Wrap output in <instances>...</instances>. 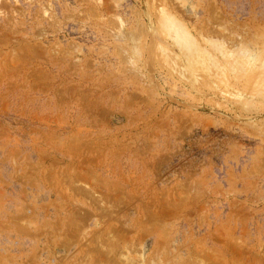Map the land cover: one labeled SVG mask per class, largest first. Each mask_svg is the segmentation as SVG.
I'll return each mask as SVG.
<instances>
[{"label": "rangeland", "instance_id": "374dc122", "mask_svg": "<svg viewBox=\"0 0 264 264\" xmlns=\"http://www.w3.org/2000/svg\"><path fill=\"white\" fill-rule=\"evenodd\" d=\"M0 2V61L9 67L18 59L11 70L0 64V78L7 76L0 79V102L6 100L0 103V138L28 143L0 139V160L15 170L0 176V264H264V0ZM165 15L204 48L202 63L188 64L164 28ZM63 63L79 75L62 71ZM78 65L90 78L80 76ZM60 81L66 87L57 86ZM68 84L76 85L70 91ZM87 86H93L91 95ZM79 94L90 96L84 102L92 109L107 111L99 118L89 106V113ZM93 99H102V107ZM15 102L23 108L27 102L24 111ZM55 110L69 112L57 119ZM47 112H53L49 119ZM76 121L86 126L80 134L87 139L79 137ZM59 130L71 132L72 141ZM49 135L61 141L60 149L52 140L58 149L47 148ZM24 167L40 169V176L18 174Z\"/></svg>", "mask_w": 264, "mask_h": 264}, {"label": "bare ground", "instance_id": "6f19581e", "mask_svg": "<svg viewBox=\"0 0 264 264\" xmlns=\"http://www.w3.org/2000/svg\"><path fill=\"white\" fill-rule=\"evenodd\" d=\"M5 2H6V1H5ZM0 3H1V2H0ZM3 3H4V2H2L1 5H2ZM6 4H7V3H6ZM4 5H5V4H4ZM175 10H176V8H175ZM177 11H179V10H177ZM177 11H176V13H177ZM181 11H184L183 8H181ZM63 13H64V12H63ZM177 14H179V13H177ZM182 14H183V12H182ZM184 14H185V13H184ZM70 15H71V14H70ZM146 15H147V13H146ZM66 16H67V15H66ZM66 16H64V17L66 18ZM68 16H69V14H68ZM180 16H181V14H180ZM184 16H185V15H184ZM69 17H70V16H69ZM69 17H68V18H69ZM181 17H182V16H181ZM68 18H67V19H68ZM71 18H72V17H71ZM185 19H186V18H185ZM65 21H66V20H65ZM67 21H68V20H67ZM4 23H5V22H4ZM184 23H185V22H184ZM7 24H8V23H7ZM9 24H10V22H9ZM5 25H6V24H5ZM17 25H18V24H17ZM17 25H16V26H17ZM163 25H164V28L168 31V33H169L170 36L172 37V40H173V41L179 46V48L182 50V52H183V57L187 60L188 64L202 63V62L204 61V59H205V57H206V56L204 55V52H203L204 48H203L201 45H199L200 43H198V42H197V41L191 36V34L187 31V29H186L183 25H181L179 22L175 21L174 19L170 18V17L167 16V15H165V17H163ZM198 25H200V23H199ZM14 26H15V25H14ZM16 26H15V27H16ZM185 26H186V25H185ZM0 27H1V26H0ZM3 27H4V26H3ZM9 27H10V26H9ZM50 27H52V26H50ZM120 27H121V26H120ZM134 27H135V26H134ZM134 27H133V28H134ZM138 27H140V26L138 25ZM138 27H137V28H138ZM141 27H142V26H141ZM145 27H146V26H144V28H145ZM198 27H199V26H198ZM131 28H132V27H131ZM137 28L135 29L136 31H138V32L141 31V32H142V29L139 31V30H138L139 28H138V29H137ZM1 29H2V28H1ZM48 29H49V28H48ZM51 29H52V28H51ZM120 29H121V28H120ZM200 29H201V28H200ZM202 29H203V27H202ZM59 30H60V29H59ZM129 30H131V29L129 28ZM7 31H8V30H7ZM29 31H30V30H29ZM143 31H145V30L143 29ZM2 32H3V30H2ZM129 32H130V31H129ZM131 32H132V31H131ZM138 32H137V35L142 34V33L138 34ZM27 33H28V32H27ZM34 33H35V32H34ZM133 33H134V32H133ZM4 34H5V32H4ZM4 34H3V37H4ZM9 34H10V33H9ZM19 34H20V33H19ZM23 34H24V33H23ZM36 34H37V32H36ZM135 34H136V33H135ZM202 34H203V31H202ZM0 35H1V34H0ZM24 35H25V34H24ZM31 35H32V34H31ZM31 35H30V36H31ZM137 35H136V37H137ZM22 36H23V35H22ZM27 36H28V35H27ZM60 36H61V35H60ZM196 36H197V35H196ZM5 37H6V36H5ZM5 37H4L3 39H5ZM23 37H24V36H23ZM72 37H73V36H72ZM133 37H134V36H133ZM35 38H36V37H35ZM5 40H6V39H5ZM9 40H10V39H9ZM22 40H23V38H22ZM0 41L2 42V39H1ZM3 41H4V40H3ZM54 41H55V40H54ZM24 42H25V41H24ZM55 42H56V41H55ZM60 42H61V40H60ZM3 43H4V42H3ZM3 43H2V44H3ZM6 43H7V42H6ZM9 43H10V42H9ZM28 43H29V42H28ZM57 43L59 44V42H57ZM34 44H35V43H34ZM34 44H33V45H34ZM41 44H42V43H41ZM50 44H51V43H50ZM58 44H57V46H58ZM64 44H65V42H64ZM59 45H60V44H59ZM65 45H66V44H65ZM163 45H164V44H163ZM15 46H16V45H15ZM20 46H21V45H20ZM20 46H18V48H19ZM42 46H43V45H42ZM44 46H45V45H44ZM47 46H48V45H47ZM50 46H51V45H50ZM54 46H55V45H54ZM60 46H61V45H60ZM166 46H167V45H166ZM16 47H17V46H16ZM27 47H28V46H25V49L31 50V48H32L33 46H32L31 48H30V45H29L28 48H27ZM36 47H37V46H36ZM36 47H35V48H36ZM164 47H165V46H164ZM39 48L41 49V45H40V44H39ZM49 48H50V47H49ZM49 48L47 47V50H48ZM52 48H53V47H52ZM52 48H51V50H50L51 52H52ZM56 48H57V50H58V47H56ZM68 48H69V47L67 46L66 49H68ZM168 48H169V47H168ZM168 48H167V49H168ZM206 48H207V47H206ZM54 49H55V48H54ZM54 49H53L52 54L49 52V54H51L52 56H54L53 54H55V53H54V51H55ZM89 49H90V48H89ZM170 49H171V48H170ZM9 50H10V49H9ZM11 50H12V49H11ZM18 50H19V49H18ZM21 50H22V47H21ZM36 50H37V49H35V52H36ZM43 50H44V48H43ZM43 50L41 51V53H43V54H44V57H45V56H47L48 53L46 52V54H45V52H43ZM62 50H63V48H62ZM68 50H69V49H68ZM68 50H67V52H68ZM25 51H26V50H25ZM25 51H22V52H25ZM32 51H33V49H32ZM44 51H46V50H44ZM0 52H1V51H0ZM11 52H12V55H13L14 52H13V51H11ZM27 52H28V51H27ZM39 52H40V51H39ZM39 52H38V53H39ZM63 52L66 53L65 51H63ZM63 52L60 50V53H62V54H60V57H63L62 59L66 58V57H64V55H63L64 53H63ZM89 52H90V51H89ZM175 52H176V51H174V53H175ZM16 53H17V52H16ZM20 53H21V52H20ZM248 53H249V52H248ZM8 54H9V53H8ZM8 54H7V55H8ZM33 54H34V53H33ZM43 54H41V56H40V53H39V56L41 57V59H42V55H43ZM49 54H48V55H49ZM57 54H58V53H56V56H57ZM177 54H178V53H177ZM246 54H247V53H246ZM0 55H1V54H0ZM2 55H3V54H2ZM2 55H1V56H2ZM23 55H26V53L23 54ZM23 55H22V56H23ZM36 55H38V54H36ZM62 55H63V56H62ZM118 55H120V54H118ZM247 55H248V54H247ZM10 56H11V54L9 55V58H8V59H13V57L11 58ZM28 56H29V55H28ZM31 56H32V55H31ZM31 56H29V57L31 58ZM39 56H38V57L36 56L38 61L41 60ZM52 56H48V57H51L52 60L54 61V59H53ZM67 56H68V55H67ZM120 56H122V55H120ZM172 56H173V55H172ZM2 57H3V56H2ZM23 57H24V56H23ZM23 57H22V58H23ZM32 57H33V58H31V60L34 59L35 56H32ZM58 57H59V56H57V57L54 56V58H58ZM118 57H119V56H118ZM124 57H125V56H124ZM124 57H122V59H125ZM177 57H178V55H177ZM25 58H26V57H25ZM45 58L47 59V57H45ZM51 58H50V59H51ZM67 58H68V57H67ZM171 58H172V57H171ZM8 59H7V61H8ZM28 59H29V58H28ZM46 59L44 60V58H43V60H41V62H42V61L47 62ZM50 59H49V60L47 59V60L50 61ZM119 59H120V57H119ZM177 59H179V58H177ZM4 60H5V59H4ZM35 60H36V58L34 59V61H35ZM55 60H56V59H55ZM59 60H61V58L58 59V61H59ZM258 60H259V59H258ZM15 61L18 62L17 56H16V60H14L13 62H15ZM27 61H28V60H27ZM27 61H26V62H27ZM61 61L63 62V60H61ZM61 61H60V62H61ZM125 61H126V60H125ZM256 61H257V59H256ZM9 62H11V61H10V60L8 61V65H9V67H10V64H12L13 62L10 63V64H9ZM29 62H30V61H29ZM35 62H36V61H35ZM62 62H61V63H62ZM147 62H148V61H147ZM147 62H146V63H147ZM1 63L4 64L3 67H4V69L6 70V67H8L7 64H5L6 61H5V63H3V61H2V62L0 61V64H1ZM21 63H22V62H21ZM42 63H43V62H42ZM54 63H55V62H54ZM56 63H57V62H56ZM56 63H55V64H56ZM66 63H69V62H67V60H66ZM70 63H71V62H70ZM75 63H76V62H75ZM80 63H81V62H80ZM80 63H79V64H80ZM149 63H150V62H149ZM158 63H160L159 60H158ZM256 63L258 64L259 61L256 62ZM26 64H27V63H26ZM33 64H34V63H33ZM33 64H30V63H29V65L27 64V66H31V65H33ZM44 64H45V63H44ZM46 64H47V63H46ZM51 64H53L52 61H51V63H49V65H51ZM58 64H59V63H58ZM63 64H64V63H63ZM73 64H74V63H73ZM77 64H78V63H77ZM177 64H178V62H177ZM226 64H227V63H226ZM253 64H254V63H253ZM261 64H262V63H261ZM5 65H6V66H5ZM12 65H13V64H12ZM19 65H20V64H19ZM37 65H38V63H37ZM80 65H81V67H82V64H80ZM80 65H78V66H79V69H80V71H81V73H82L80 76H82V75L84 74V72L81 70ZM150 65H151V64H150ZM159 65L162 66L161 63H160V64H158V68H160ZM255 65H256V64H255ZM1 66H2V65H1ZM17 66H18V65H17ZM24 66H25V65H24ZM51 66H53V65H51ZM55 66H56V65H55ZM59 66H60V64H59ZM61 66H62V64H61ZM64 66H65V64H64ZM75 66H76V65H75ZM184 66H185V65H184ZM9 67H8V70H11L10 68H12L13 66H11L10 68H9ZM22 67H23V65H22ZM25 67H26V66H25ZM32 67H33V66H32ZM32 67H31V69H33ZM53 67H54V66H53ZM53 67H52V68H53ZM72 67H73V66H71V68H72ZM148 67H149V66H148ZM162 67H163V66H162ZM178 67H179V65H178ZM178 67H177V69H178ZM39 68H40V66H39ZM45 68H46V65H45ZM64 68H66V69H62V68H61V70H62V71L66 70V72H67V68H68L69 72L71 71V72L73 73L74 71H76L77 76H78L79 73H80V72L77 70L78 68L76 69V68L74 67V68L71 69V68H69V65H68V67L65 66ZM83 68H84V67H82V69H83ZM116 68H117V67H116ZM120 68L122 69V66H121ZM251 68H252V67H251ZM258 68H259V65H258ZM258 68H257L256 70H258ZM13 69H14V68H13ZM35 69L39 72V73H38V72L36 71V72L40 75V73H41V72L39 71L40 69H38L37 66H36ZM58 69H59V68L57 67V68H56V71H58ZM75 69H76V70H75ZM161 69H162V68H161ZM164 69H165V71L168 70V69H166V68H164ZM175 69H176V68H175ZM0 70H1V69H0ZM2 70H3V69H2ZM17 70H18V69H17ZM29 70H30V68H29ZM33 70H34V69H33ZM42 70H44V69H42ZM42 70H41V71H42ZM45 70H46V69H45ZM61 70H60V71H61ZM72 70H73V71H72ZM118 70H119V69H116L117 72H119ZM194 70H195V69H194ZM253 70H254V69H253ZM22 71H23V70H22ZM52 71H53V70H52ZM56 71H55V72H56ZM62 71H61V72H62ZM77 71H78L79 73H78ZM84 71H85V68H84ZM114 71H115V70H114ZM169 71H170V70H169ZM169 71H168V73H169ZM171 71H172V69H171ZM217 71H218V70H217ZM2 72H3V71H2ZM20 72H21V71H20ZM25 72L28 73V71H25ZM25 72H24V74H25ZM32 72H34V71H31V72H29V74H28L29 79H30V75H31ZM42 72H44V71H42ZM55 72H54V73H55ZM66 72H64V73H66ZM69 72H67V73H69ZM125 72H126V70H125ZM146 72H147V71H146ZM176 72H177V71H176ZM193 72H194V71H193ZM197 72H198V71H197ZM197 72H196V73H197ZM258 72H259V71H258ZM4 73H5V71H4ZM6 73H7V71H6ZM46 73H47V72H46ZM46 73H45V74H46ZM48 73H49V72H48ZM51 73H52V72H51ZM54 73H52V74L54 75ZM59 73H60V72H59ZM67 73H66V74H67ZM76 73H74L75 76H76ZM89 73H90L89 71L86 72V74H88V77L90 78L91 75H89ZM179 73H181V72H179ZM188 73H190V71H189ZM259 73H260V72H259ZM16 74H19V73L16 72V73H15V77L18 76V75H16ZM21 74H22V73H21ZM42 74H43V73H42ZM42 74H41V75H42ZM74 74H70V75H74ZM86 74H84V75H86ZM114 74H115V73H114ZM114 74H113V76H114ZM121 74H122V72H121ZM193 74H194V73H193ZM197 74H198V73H197ZM199 74H200V73H199ZM226 74H227V73H226ZM262 74H263V72H262ZM0 75H2V74H0ZM9 75H10V74H9ZM13 75H14V74H13ZM39 75H38V76H39ZM56 75H57V74L55 73V76H56ZM68 75H69V74H68ZM84 75H83V77H84ZM118 75L120 76V73H119V74L117 73V76H115V77L117 78ZM127 75H128V74H127ZM168 75H169V74H168ZM180 75L183 76L184 78L187 77V74H186V73H183V74L181 73ZM195 75H196V74H195ZM202 75H203V74H202ZM251 75L253 76V74H251ZM255 75H256V73H255ZM11 76H12V75H11ZM11 76H9V78H11ZM21 76H22V75H21ZM25 76H27V75H25ZM25 76L23 75L24 79H25ZM28 76H27V77H28ZM36 76H37V75H36ZM36 76L33 77V78H35V80H36V78H37V81H38V80H41V79H38V76H37V77H36ZM42 76L44 77L45 75H42ZM42 76H40V78H41ZM50 76H51V74H50ZM55 76H54V77H55ZM57 76H58V75H57ZM60 76H61V75H60ZM128 76H129V75H128ZM130 76H131V75H130ZM169 76H170V75H169ZM6 77H7V76L5 75V78H6ZM12 77H14V76H12ZM27 77H26V78H27ZM31 77H32V76H31ZM43 77H42V78H43ZM47 77H49V76H47ZM54 77H52V78H54ZM72 77H73V76H72ZM72 77H71V79H72ZM83 77H82V78H83ZM85 77H87V76H85ZM85 77H84V78H85ZM176 77H177V75H176ZM2 78H4V77H2ZM2 78H0V79L2 80ZM5 78H4V79H5ZM33 78H31V79H33ZM52 78H51L50 80H52ZM66 78H68V77H66ZM82 78H81V79H82ZM89 78H87V79H89ZM110 78H111V77H110ZM120 78H121V77H120ZM128 78H129V77H128ZM190 78H191V76H190ZM195 78H196V77H195ZM7 79H8V78H7ZM12 79H13V78H12ZM16 79H17V78H16ZM20 79H21V78H20ZM24 79H23V82H26V81H25L26 79H25V80H24ZM71 79H70V78H69V79H66V81H68V80L71 81ZM111 79H113V77H112ZM117 79H118V78H117ZM1 80H0V81H1ZM46 80H49V78H45V79H43L44 82H45ZM62 80H63V76H62ZM64 80H65V78H64ZM73 80H74V79H73ZM73 80H72V81H73ZM77 80H78V79H77ZM85 80H86V78H85ZM120 80H121V79H120ZM120 80H118V81H120ZM131 80H132V79H131ZM147 80H148V79H147ZM154 80H155V79H154ZM177 80H178V78H177ZM20 81H21V80H20ZM20 81H18V82H20ZM27 81H28V79H27ZM31 81H32V80H31ZM66 81H65V82H66ZM72 81H71L70 83H73V82H74V81H73V82H72ZM81 81H82V80H81ZM83 81H84V79H83ZM106 81H108V79H107ZM183 81H184V80H183ZM189 81H191V80L189 79ZM262 81H263V80H262ZM1 82H2V81H1ZM33 82H34V81H33ZM38 82H39V81H38ZM54 82H55V81H54ZM65 82H62V83H64V84L66 85L67 83H65ZM109 82H110V81H109ZM111 82H112V81H111ZM114 82H116V79H115ZM151 82H152V81H151ZM157 82H158V81H157ZM192 82H193V81H192ZM221 82H222V81H221ZM5 83H6V81H5ZM5 83H4V84H5ZM14 83H15V82H14ZM14 83L12 82V84H14ZM34 83H35V82H34ZM36 83H37V82H36ZM49 83H50V82H49ZM51 83H52V82H51ZM56 83H57V82H56ZM59 83H60V84H59ZM68 83H69V82H68ZM74 83L79 84V82H76V81H75ZM152 83H153V82H152ZM179 83H180V82H179ZM185 83H186V81H185ZM7 84H8V82H7ZM10 84H11V82H10ZM19 84L22 86V82L19 83ZM19 84H16L15 86L18 87ZM31 84H32V83H30V85H31ZM38 84L40 85V82H39ZM44 84H45V86H43L42 88H43V89L45 88L44 90H46V85H50V84H48V82H47V84H46V83H44ZM44 84H43V85H44ZM64 84L61 85V81H60V82H58V85H57V86L60 85V86L64 87V86H65ZM84 84H85V83H84ZM103 84H104V83H103ZM154 84H155V83H154ZM154 84H153V86H154ZM158 84H159V82H158ZM23 85H24V84H23ZM26 85H27V84H26ZM30 85H29V86H30ZM41 85H42V82H41ZM51 85H52V84H51ZM51 85H50V86H51ZM55 85H56V84H55ZM55 85H54V86H55ZM75 85H76V84H72V85L70 84L71 89H72V87L75 86ZM82 85H83V84H82ZM98 85H101V84H98V83H97V86H98ZM155 85H156V84H155ZM181 85H182V84H181ZM187 85H188V84H187ZM189 85H190V82H189ZM189 85H188V86H189ZM191 85H192V84H191ZM6 86H7V85H6ZM10 86H11V85H10ZM12 86H13V85H12ZM29 86H28V87H29ZM34 86H36V84H35ZM34 86H33V88H34ZM68 86H69V84H68ZM70 86L67 87V88L69 89ZM77 86H78V85H77ZM84 86H85V85H84ZM151 86H152V84H151ZM182 86H183V85H182ZM4 87H5V86H4ZM23 87H24V86H22V88H23ZM28 87H27V88H28ZM40 87H41V86H40ZM48 87H49V86H47V89H48ZM55 87H56V86H55ZM55 87H54V88H55ZM65 87H66V86H65ZM78 87H80V86H78ZM82 87H83V86H82ZM91 87H93V86H91ZM91 87H88V86H87L86 91H85V89H84V91H85V92H87L88 90L90 91V88H91ZM158 87H159V86H158ZM158 87H156V88L158 89ZM22 88H21V89H22ZM50 88H51V87H50ZM67 88H66V89L64 88V90H67V91L70 90V91H71V89L68 90ZM74 88H75V87H74ZM76 88H77V87H76ZM88 88H89V89H88ZM150 88H152V87H150ZM150 88H149V89H150ZM159 88H160V87H159ZM189 88H192V87H189ZM1 89H2V88H1ZM7 89H8V88H7ZM9 89H10V87H9ZM29 89H30V88H29ZM35 89L38 90V87L35 88ZM35 89H32V90L35 91ZM39 89H40V88H39ZM56 89H57V92H58V91H59V90H58V87H57ZM56 89H55V90H56ZM60 89H61V88H60ZM82 89H83V88H82ZM91 89H92V88H91ZM93 89H94V88H93ZM160 89H161V88H160ZM10 90H12V89H10ZM24 90H25V89H24ZM32 90H31V91H32ZM64 90H62V92H63ZM73 90H74V89H73ZM75 90H76V89H75ZM2 91H3V90H2ZM13 91H14V90H13ZM18 91H19V90H18ZM22 91H23V90H22ZM22 91H21V92H22ZM41 91H42V90H40L39 92H41ZM52 91H54V90L52 89ZM60 91H61V90H60ZM60 91H59V93H60ZM81 91H82V90H81ZM89 91H88V92H89ZM14 92H15V91H14ZM14 92H12V93H14ZM29 92H30V91H29ZM29 92H28V93H29ZM39 92H38V93H39ZM43 92H44V91H43ZM46 92H47V90H46ZM55 92H56V91H55ZM64 92H65V91H64ZM72 92H73V91H72ZM75 92H76V91H74V93H75ZM78 92H79V91H78ZM88 92H87V93H88ZM92 92H93V91H92ZM92 92H91V93H92ZM116 92H117V90H116ZM9 93H10V92H9ZM24 93H26V92H24ZM35 93H36V92H35ZM35 93H34V94H35ZM65 93H66V92H65ZM65 93H64V94H65ZM80 93H81V92H80ZM104 93H105V92H104ZM110 93H111V92H110ZM119 93H120V91H119ZM2 94L5 95V93H0V96H1ZM6 94H7V93H6ZM17 94H18V93H17ZM53 94H54V93H53ZM57 94H58V93H56L55 95H57ZM72 94H73V93H72ZM76 94H77V93H76ZM10 95H11V93H10ZM20 95H22V93H21ZM20 95H19V96H20ZM42 95H43V94H42ZM51 95H52V94H51ZM61 95H63V94L61 93ZM67 95H68V94H67ZM67 95H65V96H67ZM85 95H86V94H85ZM88 95H91V94L88 93ZM108 95H109V94H108ZM108 95H107V96H108ZM111 95H113V94H110V96H111ZM116 95H117V93H116ZM116 95L114 94L113 96L115 97ZM166 95H167V94H166ZM16 96H17V95H16ZM19 96H18V97H19ZM65 96L60 97V98H64ZM69 96H70V95H69ZM79 96H80V94H79ZM79 96H78V98H79L78 101L80 100V98H83V97H82V94H81L80 97H79ZM86 96H87V95H86ZM101 96L103 97V95H100L99 97H101ZM167 96H168V95H167ZM1 97H2V96H1ZM1 97H0V98H1ZM11 97H12V96H11ZM18 97H16V98H18ZM37 97H38V96H37ZM37 97H35V98H37ZM67 97H68V96H67ZM74 97H75V96H74ZM89 97H90V96H88V97L86 98V97L84 96V98L81 99V101L84 102V99H85V98H86V100H90ZM91 97H93V96H91ZM95 97H96V95H95ZM97 97H98V96H97ZM111 97H112V96H111ZM111 97H110V98H111ZM114 97H113V98H114ZM2 98H3V97H2ZM4 98H5V96H4ZM8 98H10V97H6V99H8ZM12 98H13V97H12ZM29 98H30V97H29ZM41 98H43V97H41ZM56 98H57V97H56ZM107 98H108V100H109V97H107ZM19 99L21 100L22 98L20 97ZM25 99H26V96H25ZM27 99H28V98H27ZM32 99H33V97H32ZM39 99H40V98H39ZM48 99H49V98H48ZM48 99H47V101H45L46 99H44V101H45L46 104H47L48 102H52L51 100L48 101ZM51 99H52V98H51ZM72 99H73V98H72ZM94 99H95V98H94ZM94 99H93V100H94ZM96 99H97V98H96ZM103 99H104V98H103ZM1 100H2V101H1L0 103L3 102V104H4L5 101H6V100H3V99H1ZM12 100H13V99H12ZM20 100H19V101H20ZM29 100H30V99H29ZM29 100H28V101H29ZM35 100H36V99H35ZM52 100H54V99H52ZM86 100H85V102H86ZM99 100H100V99H99ZM99 100H97V103L99 102ZM101 100H102V99H101ZM101 100H100V102H101L100 105H101V107H102V104H103L104 102L101 101ZM17 101H18V99H17ZM23 101H24V98H23ZM23 101L21 100L20 102L22 103ZM30 101H31V100H30ZM36 101H37V103H38V100H36ZM42 101H43V100H42ZM44 101H43V102H44ZM56 101H59V99H58V100L56 99ZM61 101H63V100H61ZM64 101H65V100H64ZM66 101H67V100H66ZM74 101H75V100H74ZM95 101H96V100L92 101L94 105L97 104ZM110 101H111V99H110ZM12 102H13V101H12ZM20 102H19V103L17 102L18 104L15 102L17 105H16L15 103H12V104H15V105H16L15 108L17 109V106L20 107V106H19ZM39 102H40V101H39ZM85 102H84V105H83V106H84V108H85V107H87V105H88V107L86 108V110L88 111L89 106H90V107L92 106V104H89V103L91 102V100H90V102L87 101V102H86L87 104H86ZM100 102H99V103H100ZM102 102H103V103H102ZM106 102H107V101H105V103H106ZM7 103H8V102H6V104H7ZM26 103H27V102H26ZM26 103H25V104H26ZM32 103H34V102L32 101ZM59 103H60V102H59ZM66 103H67V102H66ZM69 103H71V102H69ZM72 103H73V100H72ZM72 103H71V105H72ZM74 103H75V102H74ZM95 103H96V104H95ZM99 103H98L97 105H99ZM9 104H10V103H9ZM25 104H24V108H25ZM30 104H31V103H30ZM41 104H42V105H40V103H39L40 107L43 106V105H44V106H47V105H45V104H43V103H41ZM48 104H49V103H48ZM56 104H58V103H56ZM61 104H63V102H61ZM79 104H80V103L78 102V106H79ZM82 104H83V103H82ZM85 104H86V105H85ZM107 104H109V103H107ZM0 105H1V104H0ZM4 105H5V104H4ZM20 105H21V104H20ZM26 105H27V104H26ZM53 105H54V101H53ZM58 105H59V104H58ZM64 105H65V103H64ZM67 105L70 106V104H67ZM73 105H74V104H73ZM76 105H77V104H76ZM11 106H12V105H11ZM33 106H34V105H33ZM48 106H49V105H48ZM56 106H57V105H56ZM59 106H60V105H59ZM0 107H2V106H0ZM8 107H9V106H8ZM13 107H14V106H13ZM28 107H29V106H28ZM36 107H37V106H36ZM54 107H55V106L48 107V108H49L48 110H50V108H54ZM62 107H65V106L62 105ZM66 107H67V106H66ZM70 107H71V106H70ZM99 107H100V106H99ZM10 108H11V107H10ZM15 108H14L13 110H15ZM22 108H23V107L21 106V107L19 108L20 110H18V111H21V112H22V110H21ZM24 108H23V111H24ZM34 108H35V107H34ZM43 108H44L46 111H48L45 107H43ZM43 108H40V110L43 109ZM57 108L59 109V107H56V109H57ZM73 108H74V107H73ZM75 108L77 109L78 107L75 106ZM81 108H82V107H81ZM28 109H29V108H28ZM31 109H32V107H31ZM36 109H37V108H36ZM38 109H39V108H38ZM54 109H55V108H54ZM60 109H61V108H60ZM62 109H63V108H62ZM70 109H71V108H70ZM70 109H69V110H70ZM95 109H96V107H95ZM95 109H94V108L92 109V107H91V110L96 111V113L100 111V110L98 109V106H97V110H95ZM25 110H26V109H25ZM32 110H33V109H32ZM45 110H42V112H44ZM52 110H53V109H52ZM74 110H75V109H74ZM79 110H80V109H79ZM82 110L84 111L85 109H82ZM82 110H80V111H82ZM105 110H106V109H105ZM105 110H104V111H105ZM28 111H29V112L26 111V113H29V114H30V113H32L34 110H33L32 112H31V110H28ZM36 111H37V110H36ZM36 111H35V112H36ZM50 111H51V110H50ZM53 111H54V110H53ZM62 111H63V110H62ZM75 111H76V110H75ZM83 111L81 112L82 114H81L80 112H79V113L82 115V117H84V118L86 119L87 111H84V112H86L85 116H83V115H84V114H83ZM101 111H103V109H102ZM101 111H100V112H101ZM104 111H103V112H104ZM106 111H107V110H106ZM55 112H56V110H55ZM58 112H59V111H58ZM60 112H61V111H60ZM60 112H59V113L56 112L55 115H56V116H57V114L60 115ZM68 112H69V111H67L66 113H68ZM88 112H89V111H88ZM91 112H92V111H90L89 113H91ZM100 112H99V114H98V113H97V114L95 113V115H94V114H93V115H94V116L97 115V117H99V116L101 117ZM36 113H41V112L37 111ZM44 113H45V112H44ZM47 113H48V112H47ZM63 113H65V112H63ZM63 113L61 112L62 116H64ZM66 113H65V115H68V114H66ZM73 113H74V112H73ZM93 113H94V112H93ZM34 114H35V113H34ZM34 114H33V115H34ZM42 114H43V113H42ZM50 114H53V112H50ZM50 114H49V113L47 114L48 119H49L50 116H52V115H50ZM74 114H76V113H74ZM77 114H78V113H77ZM77 114H76V115H77ZM80 114H78V115H80ZM91 114H92V113H91ZM91 114H90V115L88 114L89 118H93L94 121H95V122H93V123H96V122H97L96 119H98V118H96V117H92ZM23 115H25L24 112H23ZM27 115H28V114H27ZM39 115H40V114H39ZM45 115H46V113H45ZM69 115H72V114L70 113ZM98 115H99V116H98ZM30 116L32 117V114H30L29 117H30ZM35 116H38V115L35 114ZM62 116L60 115V117H62ZM72 116H73V115H72ZM104 116H105V115H104ZM39 117H40V116H39ZM42 117H44V115H43ZM57 117H58L57 119H60L59 116H57ZM80 117H81V116H79L78 118H80ZM82 117H81V120H82ZM100 117H99V118H100ZM102 117H103V115H102ZM40 118H41V117H40ZM70 118H71V117H70ZM73 118H75V120H77V119H76L77 116H76V117L73 116ZM84 118H83V119H84ZM42 119H44V118H42ZM46 119H47V118H46ZM48 119H47V120H48ZM53 119H54V116H53ZM61 119H66V120H67L68 117L66 118V116H65V118H61ZM87 119H88V118H87ZM50 120H52V118H50ZM70 120H71V121H70L69 124L72 123V119H70ZM79 120H80V119H79ZM90 120H92V119H88V120H87V121L89 122V124L93 121V120H92V121L90 122ZM98 120H99V119H98ZM45 121H46V120H45ZM68 121H69V120H68ZM82 121H83V120H82ZM99 121H100V120H99ZM99 121H98L97 123H99ZM84 122L86 123L85 125L88 124V122H86V120H85ZM75 123H78V122L76 121ZM80 123H81V122H79V123L76 124V125H79ZM82 124H84V123H81V124H80L81 126L79 125L81 128H80V127H79V128H75V129H78V130H76V131H78L79 135H81V136H79V135L77 134V136H79L80 138L82 137V139H84V138L87 139L88 137H84L85 135L88 136L87 134H84V136H82L83 134H80V131H81V133H84V132H82V130H84V129L86 130V126L84 125V126H85V127H84V126H82ZM74 127H76V126L74 125ZM77 127H78V126H77ZM71 128L74 129L73 126H72ZM82 128H83V129H82ZM75 129H74V130H75ZM81 129H82V130H81ZM59 131H60V130H59ZM72 131H73V130H72ZM60 132H62L61 134H64V133H66L67 131L64 132L63 130H61ZM63 132H64V133H63ZM73 132H74V131H73ZM86 132H88V131L86 130ZM44 133H45V132H44ZM49 133H50V132H49ZM58 133H59V132H58ZM46 134H48V132H47ZM46 134H45V135H46ZM55 134H57V133H55ZM61 134H60V135L57 134V136H55L54 139H56V137L59 138V136H61V139H62V136H63V135H61ZM66 134H68V136H69V135H70V136L72 135L71 132L66 133ZM66 134H64V135H65L67 138L70 139V137H68ZM75 134H76V132L73 133V135H75ZM38 135H40V137L43 136L41 133H40V134L38 133ZM58 135H59V136H58ZM89 135H90V133H89ZM49 136L52 137V135H49ZM49 136H48V137H49ZM90 136H91V135H90ZM30 137H31V136H30ZM38 137H39V136H38ZM74 137H76V136H74ZM83 137H84V138H83ZM17 138L19 139V137L16 136V138H15V137L13 136V137H12V140H11V138L7 137V138H6V141H5V139H4L3 137H1L0 139H4V141L1 140V142H4L3 144L6 143L7 145L9 144V143H7L8 139H9L10 142H11V141H12V142L14 141V142H13V145H15V142L17 143V141H18V144H19V142L21 141V139H23L24 142H25V139H24V138L21 137V139H19L20 141L17 140ZM43 138H44V137H42V140H43ZM94 138H95V137H94ZM13 139H14V140H13ZM26 139H27V138H26ZM31 139H32V138H31ZM46 139L48 140V138H46V136H45V140H44V142L46 141ZM52 139H53V137L49 139L50 142H51ZM54 139H53V140H54ZM59 139H60V138H59ZM59 139H56V141L59 140ZM61 139H60V140H61ZM72 139H73V137L71 136V141H72ZM77 139H78V138H77ZM82 139H79V140H81V142L83 143L84 140L82 141ZM86 139H85V140H86ZM92 139H93V136H92ZM95 139H96V138H95ZM95 139H94V140H95ZM15 140H16V141H15ZM38 140H39V142L42 143V141L40 140V138H39ZM53 140H52V141H53ZM75 140H76V139H75ZM26 141H27V140H26ZM32 141H33V140H32ZM61 141H62V140H61ZM61 141H60V142H61ZM67 141H68V140H67ZM71 141H70V142H71ZM76 141H77V140H76ZM96 141H97V140H96ZM12 142H11V143H12ZM21 142H23V141H21ZM33 142H34V141H33ZM36 142H37V141H35L33 144H35ZM44 142H43V143H44ZM46 142H47V141H46ZM46 142L44 143L46 146H43V147H47ZM60 142H59V143H60ZM63 142H64V139H63ZM70 142H69V143H70ZM78 142H80V141H78ZM78 142H77V143H78ZM86 142H88V141H86ZM105 142H106V141H105ZM53 143H54L56 146L59 144L58 142L55 143L54 141H53ZM53 143L51 142V144L48 145V146H50V147H47V148H51V145H52ZM67 143H68V142H67ZM18 144H17V145H18ZM20 144H21V143H20ZM25 144L28 145L27 142H25ZM25 144L22 143V145H25ZM33 144H32V145H33ZM44 144H42V145H44ZM54 144L52 145V148H53V147L56 148V146H54ZM61 144H62V143H61ZM74 144H75V143H74ZM30 145H31V144H30V142H29V146H30ZM38 145H41V144H38ZM63 145H65V144H62L61 147H63ZM68 145H70V144H68ZM68 145H66L67 148H69V147L71 148V145H70V146H68ZM75 145L78 146L79 144H75ZM75 145H74V146H75ZM80 145H81V144H80ZM34 146H35V145H34ZM36 146H37V144H36ZM72 146H73V145H72ZM31 147H32V146H31ZM40 147H41V146H40ZM57 147L60 149L59 145H58ZM55 148H54V149H55ZM58 148H56V149H58ZM26 149H27V148H26ZM39 152H40V151H39ZM66 244H67V243H66ZM67 245H68V244H67ZM64 248H65V247H64ZM63 250H64V249H63ZM64 251H65V250H64ZM63 253H64V256H66V255H65L66 252H63ZM62 256H63V255H62ZM67 257H68V256H67ZM62 262H63V261H62ZM62 262H61V264H62Z\"/></svg>", "mask_w": 264, "mask_h": 264}, {"label": "crops", "instance_id": "0c3cea01", "mask_svg": "<svg viewBox=\"0 0 264 264\" xmlns=\"http://www.w3.org/2000/svg\"><path fill=\"white\" fill-rule=\"evenodd\" d=\"M11 165H13V163L10 162ZM35 171L33 172H29V170H26L25 167L22 168V172L18 173V174H23L24 176L27 177V175H32L33 177H38L40 176V173L37 172L36 170L40 171V169L35 168ZM13 172H15L14 167L10 168L9 167V163L7 161L4 160H0V176H4V177H12ZM17 216L13 217V221H16ZM3 221V219L0 218V223ZM16 224V222L14 223V225Z\"/></svg>", "mask_w": 264, "mask_h": 264}]
</instances>
